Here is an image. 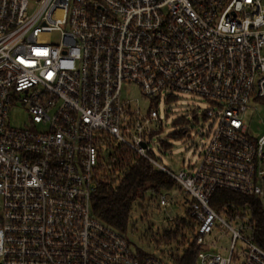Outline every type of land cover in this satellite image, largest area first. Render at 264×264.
I'll use <instances>...</instances> for the list:
<instances>
[{
  "label": "built area",
  "instance_id": "2783aa9c",
  "mask_svg": "<svg viewBox=\"0 0 264 264\" xmlns=\"http://www.w3.org/2000/svg\"><path fill=\"white\" fill-rule=\"evenodd\" d=\"M183 96L210 104L208 139L198 166L174 173L151 144L158 105ZM256 99L264 0H0V264H175L193 241L197 264H264V135L250 136L246 120ZM20 107L29 124L15 127ZM126 153L185 195L193 232L168 259L134 250L92 212L98 186L124 175L114 163ZM219 189L257 199L261 225L235 205L215 210ZM157 201L171 204L162 192L136 208ZM221 212L247 220L250 238Z\"/></svg>",
  "mask_w": 264,
  "mask_h": 264
},
{
  "label": "rangeland",
  "instance_id": "374dc122",
  "mask_svg": "<svg viewBox=\"0 0 264 264\" xmlns=\"http://www.w3.org/2000/svg\"><path fill=\"white\" fill-rule=\"evenodd\" d=\"M174 101L171 100L167 104L161 102L157 107L161 114L162 128L154 126V129H160L162 132L151 144V153L160 164L174 173L192 171L200 163L203 147L207 144L208 137L202 138L200 132L207 124L205 111L210 108V104L189 96L177 98L176 103ZM195 108L199 111L196 112ZM28 116L25 109L20 107L14 111L11 124L15 127L28 125ZM246 120L250 136L264 135V99L252 101ZM181 130H191L192 137L177 136ZM167 194L171 202L169 207L162 210L158 201L150 206L145 202L144 206L135 210L127 232L134 250L142 249L166 259L169 255L177 253L179 248L174 244L156 246L152 239L155 237L158 240L165 232L173 231L175 225L171 224L172 221L186 222L185 212L189 208L182 191L174 190ZM220 216L236 229L245 225L243 233L250 238L251 231L247 228V220H234L225 212H221ZM216 238V252L227 256L230 238L222 233L217 234ZM240 250L241 243L237 245V251Z\"/></svg>",
  "mask_w": 264,
  "mask_h": 264
},
{
  "label": "trees",
  "instance_id": "16d2710c",
  "mask_svg": "<svg viewBox=\"0 0 264 264\" xmlns=\"http://www.w3.org/2000/svg\"><path fill=\"white\" fill-rule=\"evenodd\" d=\"M177 136H185V131L179 132ZM123 156L124 159L114 163V166L124 175L120 180H116L115 184L101 183L98 186L92 201V212L105 224L126 234L132 224L133 214L138 209L136 205L141 198H144L145 194L152 195L156 199L162 192L179 189L171 178L154 168L146 160L137 157L133 159L127 153ZM142 191L145 193L143 196L140 194ZM211 205L219 212L223 211L225 207L235 205L238 209H243L246 215L257 219L261 225L263 215L257 199L254 197L219 189L214 193ZM185 231L191 233L193 227L186 223H180L175 230L165 232L162 238L157 240L153 237L152 242L160 247L172 244L177 247L182 246L189 240ZM171 258L175 264H197L195 242L193 241L183 254Z\"/></svg>",
  "mask_w": 264,
  "mask_h": 264
}]
</instances>
